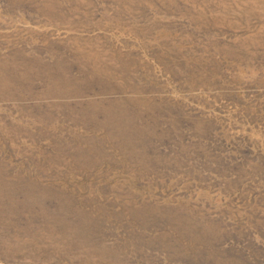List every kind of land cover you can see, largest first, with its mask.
<instances>
[{"label":"rangeland","instance_id":"obj_1","mask_svg":"<svg viewBox=\"0 0 264 264\" xmlns=\"http://www.w3.org/2000/svg\"><path fill=\"white\" fill-rule=\"evenodd\" d=\"M0 264H264V0H0Z\"/></svg>","mask_w":264,"mask_h":264}]
</instances>
